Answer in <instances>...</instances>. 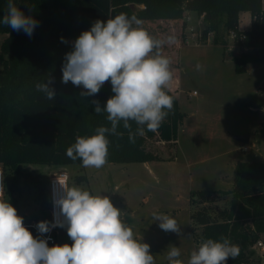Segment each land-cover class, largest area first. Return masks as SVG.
<instances>
[{
    "label": "trees",
    "instance_id": "obj_1",
    "mask_svg": "<svg viewBox=\"0 0 264 264\" xmlns=\"http://www.w3.org/2000/svg\"><path fill=\"white\" fill-rule=\"evenodd\" d=\"M8 0H0V21ZM24 12L38 21L31 36L24 31H13L0 23V32L7 33L0 50V165L3 170V188L6 173L11 180L7 193L13 192L20 178L38 187L40 196H46L45 180L33 177L20 165L55 164L65 166L82 164L71 160L66 150L81 135L94 134L98 126H110L106 114H96L89 101L95 99L103 107L107 96L100 90L94 97L82 98V88L71 82L63 84L62 64L65 54L73 50L74 41L96 20H107L120 13L135 14L141 20H178L187 11H196L204 21L199 41L207 42L214 33L213 42L227 41L219 37L222 28L228 35L236 33L241 46L251 48L234 55L235 71L242 73L250 63H264V4L263 0H14ZM131 4L142 5L134 9ZM243 11L250 13L249 29L239 27ZM241 35H245L240 40ZM61 38H64L63 41ZM54 80L57 96L49 101L35 85ZM173 110L155 133L146 131L130 143L128 130L122 124V136H109L108 162H145L163 158L146 148L147 138L158 137L176 145L177 129L183 114L178 98ZM108 99V98H107ZM136 125L132 123V130ZM87 179L78 175L77 180ZM49 192V183H48ZM229 196L228 205L219 203ZM190 219L196 242L212 238H228L238 245L239 254L227 264H262L253 248L264 240V160L238 161L231 189H198L190 195ZM33 234V230L27 227ZM200 228V231L197 229ZM34 236V235H33ZM257 256V259L255 257Z\"/></svg>",
    "mask_w": 264,
    "mask_h": 264
},
{
    "label": "rangeland",
    "instance_id": "obj_2",
    "mask_svg": "<svg viewBox=\"0 0 264 264\" xmlns=\"http://www.w3.org/2000/svg\"><path fill=\"white\" fill-rule=\"evenodd\" d=\"M188 12L178 20H143V27L157 38L173 34L178 40L176 45L164 49L175 73L169 91L178 98L183 114L176 145L158 137L147 138L146 148L163 158L110 162L101 169L85 168L82 164L20 165L23 172L45 180V197L40 196L36 185L25 183L23 178L13 192L7 193L12 178L8 171L0 199L17 209L24 225L32 228L34 237H40L37 223L50 220V178L65 171L69 175L68 186L110 197L114 206L121 209V219L132 227L136 238L150 245L156 264H169L167 250L172 245L179 247L180 259L187 264L190 252L200 243L192 234L191 191L231 189L238 161L264 160V63H251L244 72L237 73L234 55L241 53L240 48L225 29H221L219 37L227 41L226 48L213 42L214 33L207 42H200L205 23L198 12ZM250 26V13L243 11L239 27L245 30ZM6 37L7 33L0 32V50ZM229 45L235 47L231 52L227 49ZM198 63L202 65L200 71L196 70ZM101 91L107 98L113 95L110 82ZM242 134H249L248 143L235 139ZM78 175H85L87 179L78 181ZM228 203L229 196L219 204ZM154 213L175 218L181 234L160 229L153 220ZM65 243H73L66 227L58 230L57 244ZM261 263L264 264V259Z\"/></svg>",
    "mask_w": 264,
    "mask_h": 264
},
{
    "label": "clouds",
    "instance_id": "obj_3",
    "mask_svg": "<svg viewBox=\"0 0 264 264\" xmlns=\"http://www.w3.org/2000/svg\"><path fill=\"white\" fill-rule=\"evenodd\" d=\"M0 23L29 36L38 25L14 0H8ZM177 43L175 35L157 38L143 27V20L126 13L96 20L75 39L73 50L64 57L61 82L82 88V98L96 96L110 82L113 95L103 107L98 100L89 101L96 114H106L110 126H98L94 134L77 136L66 150L68 158L81 160L85 168L101 169L108 162L109 136L123 135L118 132L121 124L128 130L130 143L146 131L159 130L175 99L169 94L175 73L164 49ZM196 70H202V65L198 63ZM53 84L50 76L35 88L53 101L57 96ZM58 184L61 194L53 201L54 220L40 221L36 228L43 236L66 226L73 243L50 247L47 239L33 236L12 204L0 199V264H156L150 245L136 238L109 196L60 181ZM153 220L163 231L181 234L177 220L168 214L154 213ZM238 254V245L228 238H208L190 252L187 264H227ZM180 257L179 247L168 248L169 264H185Z\"/></svg>",
    "mask_w": 264,
    "mask_h": 264
},
{
    "label": "built area",
    "instance_id": "obj_4",
    "mask_svg": "<svg viewBox=\"0 0 264 264\" xmlns=\"http://www.w3.org/2000/svg\"><path fill=\"white\" fill-rule=\"evenodd\" d=\"M212 36V32L209 33V37ZM228 36H230L233 40V42L236 43V45L240 48V52L241 51H247L250 50L251 48L249 47H244L241 46L239 43H237L236 41V33L231 31ZM245 38V35H241L240 40H243ZM234 46L233 45H229L228 46V51L231 52L234 50ZM194 94L196 93V91L193 92ZM244 150V149H242ZM68 179H69V175L67 172L65 171H59L57 173H55L51 178H50V182H49V203H50V220L49 222H53L54 217H53V212H54V198L58 197L61 194V189L60 186L58 184V181L63 182L65 184L68 185ZM3 192V170L2 167L0 165V195ZM66 227V226H65ZM61 227H56L53 228L49 233H45L43 234V236H41L40 234V238H44L48 240V244L49 246H53L55 244L58 243V230ZM253 248L256 250V252L260 255L261 259H264V240L263 239H259L253 246ZM263 264V263H262Z\"/></svg>",
    "mask_w": 264,
    "mask_h": 264
},
{
    "label": "water",
    "instance_id": "obj_5",
    "mask_svg": "<svg viewBox=\"0 0 264 264\" xmlns=\"http://www.w3.org/2000/svg\"><path fill=\"white\" fill-rule=\"evenodd\" d=\"M235 139L240 143H248L249 142V134H242L235 136Z\"/></svg>",
    "mask_w": 264,
    "mask_h": 264
},
{
    "label": "crops",
    "instance_id": "obj_6",
    "mask_svg": "<svg viewBox=\"0 0 264 264\" xmlns=\"http://www.w3.org/2000/svg\"><path fill=\"white\" fill-rule=\"evenodd\" d=\"M264 4V3H263ZM187 14L189 13L188 11L186 12ZM239 25H240V23H239ZM251 64V63H250ZM249 65V64H248ZM240 149L242 150V148L240 147ZM236 165V164H235ZM48 198H49V196H48Z\"/></svg>",
    "mask_w": 264,
    "mask_h": 264
}]
</instances>
